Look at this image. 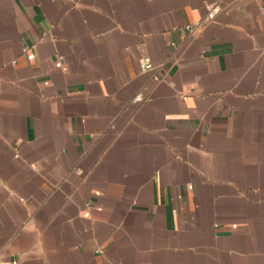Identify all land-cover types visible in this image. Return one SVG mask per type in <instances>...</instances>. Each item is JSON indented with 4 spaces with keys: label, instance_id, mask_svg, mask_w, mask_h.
<instances>
[{
    "label": "crops",
    "instance_id": "1",
    "mask_svg": "<svg viewBox=\"0 0 264 264\" xmlns=\"http://www.w3.org/2000/svg\"><path fill=\"white\" fill-rule=\"evenodd\" d=\"M0 256L264 264V0H0Z\"/></svg>",
    "mask_w": 264,
    "mask_h": 264
},
{
    "label": "built area",
    "instance_id": "2",
    "mask_svg": "<svg viewBox=\"0 0 264 264\" xmlns=\"http://www.w3.org/2000/svg\"><path fill=\"white\" fill-rule=\"evenodd\" d=\"M206 19L211 20L214 19L215 15L220 11V3H206ZM205 20V19H204ZM204 20H197L191 23L184 24L180 27L181 32L185 37L192 36L195 34L198 29L204 23ZM170 45L176 46L175 42H170ZM140 67L142 71H152L153 72V79L160 80L161 79V64H155L149 56H142L140 58ZM145 99L143 94H138L135 96L134 101L140 102ZM78 171L81 172L80 168H77ZM0 264H17L16 260H9L4 259L0 256Z\"/></svg>",
    "mask_w": 264,
    "mask_h": 264
}]
</instances>
